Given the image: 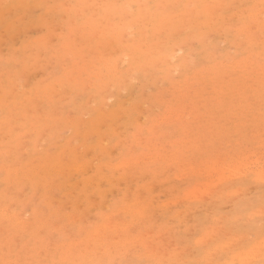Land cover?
<instances>
[{
  "label": "rangeland",
  "instance_id": "obj_1",
  "mask_svg": "<svg viewBox=\"0 0 264 264\" xmlns=\"http://www.w3.org/2000/svg\"><path fill=\"white\" fill-rule=\"evenodd\" d=\"M116 26L119 37L110 31ZM133 41L151 56L137 51L134 69L111 70ZM263 129L264 0H0V152L9 153L0 164L11 170V183L0 173V194L23 222L35 223L11 237L13 225L0 222L9 262L13 248L24 264H78L53 260L55 251L79 255L109 214L135 225L124 236L130 243L102 247L90 264H227L264 238V174L257 178L252 164L255 156L264 161ZM180 151L181 163L202 167L201 177L168 162ZM239 156L252 160L244 161L251 166L241 169L245 177L219 183L208 176L215 158L233 165L243 162ZM123 161L132 167H114ZM191 188L205 197L177 202ZM139 198L150 223L124 210ZM210 229L219 230L215 238L205 236ZM202 235L211 240L201 243ZM137 238L145 240L135 245ZM227 240L237 246L224 250Z\"/></svg>",
  "mask_w": 264,
  "mask_h": 264
},
{
  "label": "bare ground",
  "instance_id": "obj_2",
  "mask_svg": "<svg viewBox=\"0 0 264 264\" xmlns=\"http://www.w3.org/2000/svg\"><path fill=\"white\" fill-rule=\"evenodd\" d=\"M131 1V0H130ZM137 0H134V2H136ZM133 2V1H132ZM131 3V2H130ZM125 5H126V3H125ZM128 6V5H127ZM189 6V5H188ZM114 7V6H113ZM141 7V6H140ZM259 7V6H258ZM125 9V8H124ZM204 9V8H203ZM206 9H207V7H206ZM210 9V8H209ZM114 10V9H113ZM213 10V9H212ZM212 10H210L211 12H212ZM247 10V9H246ZM39 11V10H38ZM204 11V10H203ZM214 12L216 13V10L215 11H213V14H214ZM239 14V13H238ZM236 15V14H235ZM260 15H261V13H260ZM213 16V15H212ZM147 17V16H146ZM145 17V19H147ZM218 17V16H217ZM137 18V17H136ZM221 18V17H220ZM133 19V18H132ZM139 19V18H138ZM141 19V18H140ZM143 20V21H146V20ZM212 19H214V18H212ZM258 19H261V18H259L258 17ZM211 21V20H210ZM218 21V20H217ZM133 22H134V20H133ZM135 22H136V20H135ZM139 22H140V20H139ZM124 25H126L125 24V22L123 23ZM138 24V23H137ZM144 24H146V23H144ZM210 24H212V23H210ZM255 24L256 25H254L253 27L255 28V29H261V24L260 23H258V22H255ZM119 25H120V23H119ZM124 25H122L123 27H124ZM213 25V24H212ZM111 26H113V25H111ZM157 27L159 28V25H157ZM247 27V28H246ZM126 27H124V28H121L122 29V31H124V29H125ZM133 28V27H132ZM245 28H246V30L248 31V32H252V26H251V24H250V26H245ZM161 29V28H160ZM223 29V28H222ZM126 30H127V28H126ZM213 30V29H212ZM216 30V29H215ZM112 33H113V35L112 36H115L114 34H116V36H118V35H120L121 33V30L116 26V27H114V28H112L111 30H110ZM130 31V30H129ZM216 31H218V30H216ZM129 34H130V32H128ZM106 34H108V33H106ZM124 34H126V33H124ZM257 34V33H256ZM108 35H110V34H108ZM131 35V34H130ZM111 36V35H110ZM115 36V37H116ZM124 36V35H123ZM126 36V35H125ZM217 36V35H216ZM119 37V36H118ZM132 37V36H131ZM113 38V37H112ZM115 39V38H114ZM136 39V38H135ZM188 40V39H187ZM54 42V41H53ZM133 44L132 45H127L126 47H123L124 48V52H123V55H121L120 57L118 56H116V58H114L113 59V64L112 65H110L111 66V70H113V71H115V72H118L119 70H121L123 67H125L126 65L128 66H130V68L131 69H134L136 66H138V63H140V62H137L136 60H137V58L135 57V53L137 52V51H141V50H143V47L142 46H140V45H135V43H134V41L132 42ZM112 44V43H111ZM142 44V43H141ZM144 44V43H143ZM146 46H147V44H145ZM148 47V46H147ZM149 50V49H148ZM147 50V51H148ZM175 50H177V49H175ZM144 51V50H143ZM143 51H142V54H143ZM146 51V49H145V51H144V53H146L147 52ZM180 51H181V49H180ZM118 52V51H117ZM148 52H150V56H151V54H152V51H148ZM139 53V52H138ZM148 54H147V57H148ZM257 54V53H256ZM118 55V54H117ZM138 56V55H137ZM250 56V55H249ZM253 56V55H252ZM146 57V58H147ZM257 57V56H256ZM134 60H133V59ZM161 59V58H160ZM133 60V61H132ZM144 60V59H143ZM146 60V59H145ZM144 60V61H145ZM152 60V58L150 57V62H152V64L154 63V61L155 60H153V61H151ZM158 60V59H157ZM164 60V59H163ZM162 59H161V61H163ZM86 61V60H85ZM105 61V60H104ZM139 61V60H138ZM149 61V60H148ZM99 62H100V60H99ZM254 62V61H253ZM145 63V62H144ZM188 63V62H187ZM190 63V62H189ZM122 64V65H121ZM150 64V63H149ZM219 64V63H218ZM83 65V64H82ZM154 66H155V63L153 64ZM189 65V64H188ZM261 65V64H260ZM219 66V65H218ZM107 67V66H106ZM184 67V66H183ZM170 68V67H169ZM239 68V67H238ZM206 69V68H205ZM168 70V69H167ZM170 70V69H169ZM235 70H240V68L239 69H235ZM78 71V70H77ZM85 71V70H84ZM131 71V70H130ZM172 71V70H171ZM80 72V71H79ZM130 74V73H129ZM80 76V75H79ZM198 77V76H197ZM74 78V77H73ZM121 78V77H120ZM104 81V80H103ZM173 81V80H172ZM262 82V81H261ZM115 84V83H114ZM174 87H175V85H174ZM60 89V88H59ZM172 90H173V88H171ZM171 89H170V91H171ZM254 89V88H253ZM124 91V90H123ZM180 91V90H179ZM177 92V91H176ZM175 92V93H176ZM103 93V92H102ZM117 99V98H116ZM181 99V98H180ZM218 102V101H217ZM132 103V102H131ZM127 105V104H126ZM179 106V105H178ZM124 108V107H123ZM104 109V108H103ZM116 109V108H115ZM188 109V108H187ZM121 110H122V108H121ZM124 112V111H123ZM125 113V112H124ZM170 113V112H169ZM171 113H174L173 111L171 112ZM145 115H146V113H145ZM174 115V114H173ZM172 115V116H173ZM180 114H178V116H179ZM183 115H185L186 116V114H183ZM116 116V118H117V115H115ZM121 115H118V117H120ZM169 116H171V115H169ZM144 117V116H143ZM142 117V118H143ZM162 117H164V116H162ZM167 117H168V115H167ZM187 117V116H186ZM169 118V117H168ZM167 118V119H168ZM179 118V117H178ZM156 119V118H155ZM162 119H165V118H162ZM167 119H165V120H167ZM175 119H177V116L175 117ZM185 119V118H184ZM169 120V119H168ZM167 120V121H168ZM173 120V119H172ZM160 121H163V120H160ZM170 121V120H169ZM81 122V121H80ZM139 122H141V120L139 121ZM261 125V124H260ZM236 126V125H235ZM104 129V128H103ZM264 130V129H263ZM260 134V133H259ZM262 140V139H261ZM136 141V140H135ZM141 141V140H140ZM138 142V141H137ZM236 143H238V142H236ZM260 143H261V141H260ZM188 144V143H187ZM239 144V143H238ZM103 145V144H102ZM136 145V144H135ZM263 144H261V146H262ZM104 147V146H103ZM197 147V146H196ZM264 148V147H263ZM118 150V149H117ZM251 150V149H250ZM248 151V150H247ZM260 151V150H259ZM258 151V153H261V152H259ZM115 152H116V150H115ZM243 152V151H242ZM78 153V152H77ZM91 153V152H90ZM250 153V152H249ZM249 153H247V155L250 157L251 155L249 154ZM253 153H255L254 151L252 152V155H253ZM264 153V152H263ZM181 154H182V151H180V152H178V153H176V154H174L173 156H169V158H168V162H175V163H181V161H182V159H181ZM246 154V153H245ZM256 154H257V152H256ZM236 156H237V154H235ZM246 155V156H247ZM7 156H9V153L6 151V150H4V151H1L0 152V159H2L1 157H7ZM218 156V155H217ZM235 156V157H236ZM246 156H245V158H244V161H246V160H248V157H247V159H246ZM253 156H255V155H253ZM259 155L257 154V157H258ZM260 156H261V154H260ZM259 156V157H260ZM263 157H264V155H262ZM149 157V156H148ZM262 157V158H263ZM222 158H224V157H222ZM237 158H238V156H237ZM239 158L243 161V158H242V156L240 157L239 156ZM251 158V157H250ZM249 158V159H250ZM255 159L252 161L251 159L250 160H248V161H250V163H251V161H252V164H253V162L255 163H257L258 165L257 166H259L258 168H257V166H255L256 168H257V170H258V177L257 178H259V177H261L263 174H264V161L261 159V157L258 159V158H256V156L254 157ZM216 159V158H215ZM214 159V163L213 164H215V165H213L214 167H212V165H211V170H210V168H208L207 170L208 171H212V173H209L208 172V176L210 177V175L209 174H211V175H218V177H216L215 179H217V178H219V183H222V182H225V180L226 179H233V178H242L243 176L245 177L246 175H245V173H247L246 172V170L245 169H247L248 170V168H251V166L249 167V163L248 162H241L240 160L239 161H237L238 163L237 164H233V165H231V164H225V162H223L225 159H223V161H222V159H220V160H218V163H217V159L215 160ZM256 159H257V161H256ZM137 159H135L133 162L134 163H136L137 161H136ZM203 160V159H202ZM207 160V159H206ZM237 160V159H236ZM136 161V162H135ZM144 161H147V160H144ZM149 161V160H148ZM151 161V160H150ZM158 161H159V159H158ZM216 161V162H215ZM220 161H222V163H220ZM126 162H127V164H126ZM132 162V163H133ZM140 162V161H139ZM93 163V162H92ZM123 163H125V164H123ZM123 163H119L118 165H115L114 167H118L117 169H119V167L121 166V168L123 167L122 165H124V168H125V166L127 165V168H131L132 167V165L128 162V161H123ZM207 163V162H206ZM230 163V162H229ZM202 164H203V162H202ZM225 164V165H224ZM120 165V166H119ZM181 165H184V166H180V167H182V169H181V171L183 172V173H185L186 174V176L188 177V176H190V174H189V172H191V170H192V172H198V173H196V176H198V177H201V174H200V172L202 173V172H204V171H202V167H200L199 168V170L197 169H195L194 170V168H197V167H194L193 168V165L191 166V164L189 165V164H187V163H181ZM204 166H206V164H203ZM235 165V166H234ZM72 166V165H71ZM70 166V167H71ZM79 166V165H78ZM203 166V167H204ZM252 166H254V165H252ZM53 167H55V168H57V173L58 174H63L64 173V167L62 166V165H54ZM113 167V168H114ZM183 167H185V169H184V171L187 169L188 170V173H186V171L184 172L183 171ZM208 167H209V165H208ZM254 167V168H255ZM76 168H77V166H76ZM94 168V167H93ZM242 168H245V169H243V170H245V172L244 173H241L240 174V172H243V170H241ZM73 169H75V166H74V168ZM79 169H82V167L81 168H78L77 170H79ZM76 170V171H77ZM172 170V169H171ZM204 170V169H203ZM206 170V171H207ZM252 170V169H251ZM181 171H180V173H181ZM2 172H6V174H7V176H9V178H8V183H11L10 182V180H11V174H10V172H11V170H10V168H9V166H7V167H5L4 165H2V164H0V173H2ZM252 172V171H251ZM249 173V172H248ZM256 173V172H255ZM194 173H192V175H193ZM180 175V174H179ZM182 175V174H181ZM180 175V176H181ZM214 175H213V177H214ZM256 175H257V173H256ZM176 176V175H175ZM175 176H174V178H175ZM204 176V175H203ZM205 176H207L206 175V173H205ZM177 177V176H176ZM184 177H185V175H184ZM263 177V176H262ZM261 177V179H259V181L261 180L262 181V179H264V178H262ZM181 178V177H180ZM208 178V177H207ZM211 179L213 180L214 178H212L211 177ZM254 180V179H253ZM257 179H255V181H256ZM207 181V180H206ZM205 181V182H206ZM260 181V182H261ZM264 181V180H263ZM114 182V181H113ZM203 183H204V181H203ZM197 184H199V183H197ZM205 184V186L204 185H202L201 186V183L199 184V186L200 187H205V189H206V191H202L201 192V190H199V191H197V189L199 188V189H201L200 187H198V188H191V191L190 192H192L191 194H190V192H189V190H188V192H189V194H185L184 193V199H182L181 198V200H178V199H176L177 200V202L179 201V202H181L182 200H184V201H186L187 199L189 200L191 197H192V200H193V197L195 196V199L197 198L196 196V194H198L199 195V192H201L202 193V195H200L201 196V198H200V196H198L199 197V200L200 199H203V197H205L204 196V192H206L207 193V195L208 194H211V192L209 191L210 189H212V188H210L209 190H208V188L209 187H211V184L210 183H204ZM79 185H80V183H79ZM92 185V182H86V183H84V185L83 186H85L87 189L88 188H91L90 186ZM95 185V184H94ZM214 186H216V185H214ZM220 186V185H219ZM196 187V186H195ZM212 187H213V185H212ZM218 187V186H217ZM215 188V187H214ZM237 188V187H236ZM243 189V188H242ZM194 190V191H193ZM202 190H204V188H202ZM214 190V189H213ZM234 190V189H233ZM231 191V192H234V191H236V192H238L239 191V193L238 194H240V192H241V190H239V188H237L236 190H234V191ZM187 191V190H186ZM208 191L210 192V193H208ZM230 191V190H229ZM228 191V192H229ZM187 192V193H188ZM227 192V193H228ZM236 192H234V194L232 195V193H231V195L232 196H234L235 194H237ZM200 193V194H201ZM206 193H205V195H206ZM219 193V192H218ZM193 194V195H192ZM190 197V198H188V196ZM192 195V196H191ZM228 195V196H227ZM226 196L227 197H229L230 196V194L228 193ZM2 196L3 195H1L0 194V222L2 221V223H7L8 224V226H10V225H13V227H11V228H9V230H10V236L12 237V235H17V234H21V235H23V236H25V233H30L29 231H30V229H32L31 228V226L34 224L35 225V223L34 222H23L22 221V218H24V217H22V218H20V213H18V212H16V211H14V210H11V208L9 207V205H3L2 204V202H3V198H2ZM143 196V195H142ZM86 197L88 198V195H86ZM187 197V199H185ZM209 197V196H208ZM263 197V196H262ZM108 198V197H107ZM194 199V200H195ZM198 199V198H197ZM196 199V200H197ZM237 199V198H236ZM139 200H140V198H139ZM138 200V201H139ZM176 200H173L172 199V201H174L175 203L174 204H177V202H176ZM192 200H189V201H192ZM195 200V201H196ZM168 201H170V202H168ZM171 200H167V201H165L164 203H172L173 204V202H172ZM96 202V201H95ZM137 202V201H136ZM136 202H133V203H131V205L127 208V209H124L125 211H126V213L127 214H131L132 215V218L133 219H145V221L147 222V223H150V215L148 214V212L149 211H146V210H148V208H146V206L144 207V206H142V205H144V204H142L143 202L140 200L138 203H136ZM97 203V202H96ZM136 203V204H135ZM149 203V205H150V202H148ZM163 203V202H162ZM162 203H161V205H162ZM217 203V202H216ZM20 204H22L23 206H25V200H23ZM130 204V203H129ZM167 204V205H168ZM171 204V205H172ZM67 205V204H66ZM79 206V205H78ZM81 206V205H80ZM92 206V205H91ZM96 206V205H95ZM104 206H106V205H104ZM141 206V207H140ZM164 206V205H163ZM165 207H166V205H165ZM167 207H169V205L167 206ZM209 207V206H208ZM261 208V207H260ZM264 208V207H263ZM108 210V209H107ZM118 210V209H117ZM116 210V211H117ZM258 210H261V209H258ZM123 211V210H122ZM122 211H119V213L120 212H122ZM124 211V212H125ZM184 211V210H183ZM179 212V211H178ZM258 212H260V211H258ZM180 214H181V212H179ZM214 213V212H213ZM252 213V212H251ZM257 213V212H256ZM263 213V212H262ZM262 213H260L261 215H262ZM179 214V215H180ZM264 214V213H263ZM40 216V218L39 217H35L34 219L35 220H38V218L41 220V222H42V225H43V228H48V222L47 221H44L45 219H43V216H44V213L42 212L41 214H39ZM176 215H178V213L176 212ZM255 215V214H254ZM112 215H110L109 216V214H108V216L106 217V219H104L103 218V220H104V224H102L100 227L99 226H97V228H95L94 229V231L92 232V234H91V236H90V239H89V242H90V245L88 246V245H85V248H81L80 249V254L79 255H75V253H72V254H68L67 252L68 251H63L64 249H66L64 246L62 247V248H59V249H57L56 251H55V254H54V259L53 260H59V261H61V262H74V261H76V260H83V261H81L80 263H78V264H90V263H93V262H95V258L94 259H90L91 258V256H94V257H98V251L99 250H102V247H107L108 246V244H111L112 246H113V248H115V247H117V246H120L121 244L123 245V247L125 248V247H127L128 245H129V240L130 239H124L125 237L124 236H126L127 234H130L133 230L132 229H134V227H135V225L132 223V222H130V221H122V220H120V221H115V220H113V217H111ZM173 216H175V215H173ZM220 216V215H219ZM227 216V215H226ZM260 216V215H259ZM73 217V216H72ZM223 217H225V216H223ZM246 217V216H245ZM251 217V216H250ZM74 218V217H73ZM76 218V217H75ZM214 218V217H213ZM218 218V217H217ZM249 218V217H248ZM252 218V217H251ZM260 218V217H259ZM216 219V218H215ZM220 219V218H219ZM239 219V218H238ZM70 221V220H69ZM212 221H214V220H212ZM220 221V220H219ZM221 222H222V219H221ZM221 222H220V224H221ZM261 223H262V221H261ZM257 225H259V224H257ZM219 226V225H218ZM220 226H222V225H220ZM217 227V226H216ZM210 227H208L207 229H209ZM217 230L218 229H216V232H215V229H213V231L215 232V233H219V230H218V232H217ZM223 230V229H222ZM209 231V230H208ZM207 230H206V232H207V235L205 234V231L203 232L204 234H205V236H207V237H209L208 235V233H210L211 235L210 236H213V238H215L216 236L215 235H217V234H215L213 231H212V229H210V231L208 232ZM221 231V230H220ZM221 232H223V231H221ZM152 233V232H151ZM151 233L150 234H148L147 236H150L151 235ZM212 234H215V235H212ZM226 235V233L224 234V236ZM227 235H230V234H227ZM226 235V236H227ZM244 235V234H243ZM246 235L247 234H245L244 236H242L241 235V237H242V241L244 240V239H247V238H249V237H247V238H245L246 237ZM254 235V234H253ZM252 235V237H254ZM144 236V235H143ZM215 236V237H214ZM221 236V235H220ZM226 236H225V238H226ZM231 236V235H230ZM237 236V235H236ZM236 236H233V240H232V242L233 243H235L236 241H235V239L236 240H238V237H236ZM202 237H203V239L202 238H200V237H198V238H200L201 240H203V241H200L201 243H205L206 242V240L208 239L207 237H205L206 239H204V235H202ZM222 237V236H221ZM235 237V238H234ZM240 237V236H239ZM244 237V238H243ZM251 237V236H250ZM264 237V236H263ZM14 238V237H13ZM140 238V237H139ZM197 238V239H198ZM212 238V237H211ZM262 238V237H261ZM196 239V240H197ZM200 239H198V240H200ZM210 239V238H209ZM209 239L207 240L208 242H209ZM231 239V238H230ZM253 240H254V238H252ZM144 240L145 239H138L137 238V240L135 241L136 243H135V245L137 244V243H143L144 242ZM156 240V239H155ZM211 240V239H210ZM227 241H229V240H227ZM227 241H226V246L224 247V250L226 249V247L227 248H229V249H232L231 248V246L233 247V246H237V245H233L232 243V245L230 246V242H231V240L229 241V245L227 244ZM152 242V241H151ZM150 242V243H151ZM194 242H195V240H194ZM207 242V243H208ZM225 242V241H224ZM247 242V241H246ZM149 243V244H150ZM195 243H197V244H201V243H199V242H195ZM240 243V242H239ZM10 245V244H9ZM81 245H83V243H76L74 246H76V247H78V246H81ZM152 245V244H151ZM194 245H196V244H194ZM219 245V244H218ZM222 245V246H221ZM220 245V248L221 249H223L222 247L225 245V244H221ZM229 247H228V246ZM239 245V244H238ZM147 246V245H146ZM190 246V245H189ZM197 246V245H196ZM8 247H10V246H8ZM218 249H219V246H216ZM188 248V247H187ZM204 248H205V246H204ZM241 248H243V247H241ZM239 249V251H237L236 253H234V254H231V257H232V255H233V257L232 258H230V259H232V261H227L226 263L227 264H229L230 262L232 263V264H234V263H236V262H238L239 264H258V263H260V264H264V238H262L261 240H259V242L258 243H255V244H253L252 246H251V248L250 249H248V250H246V249ZM154 250L155 248L153 247V248H151V250ZM190 249V248H189ZM221 249H219L220 251H221ZM1 252H0V264H24L25 263V259H23L22 257H21V255H20V251L19 250H15V249H13V248H10L9 250H8V252L10 251L12 254H13V262L12 261H8L7 259H6V257H5V248L4 247H1ZM152 250V252H153V254L155 253L154 251ZM157 250H160V248H157ZM178 250V249H177ZM186 250V249H185ZM204 250H206V249H204ZM208 250V249H207ZM214 251H216V248L215 249H213ZM212 250V252H211V254H209V251H208V254L209 255H213L215 252ZM234 250V249H233ZM188 251V250H187ZM211 251V250H210ZM219 251V252H220ZM181 252V251H180ZM183 252H186V251H183ZM150 253V252H149ZM148 252H146V254L148 255L149 254ZM177 253V252H176ZM218 253V252H217ZM151 254V253H150ZM172 254V253H171ZM229 254V253H228ZM43 255V254H42ZM155 255V254H154ZM153 255V256H154ZM157 255H158V253H157ZM209 255H208V257H209ZM161 256V255H160ZM155 257H156V255H155ZM162 257V256H161ZM164 257V256H163ZM213 257H214V255H213ZM206 259H207V257H206ZM210 261H211V259H209ZM183 261V260H182ZM226 261V260H225ZM224 261V262H225ZM178 262V261H177ZM197 262H198V259H197ZM220 262V261H219ZM219 262H218V264H219ZM97 264H99V263H97ZM207 264H209V263H207ZM216 264H217V262H216Z\"/></svg>",
  "mask_w": 264,
  "mask_h": 264
}]
</instances>
